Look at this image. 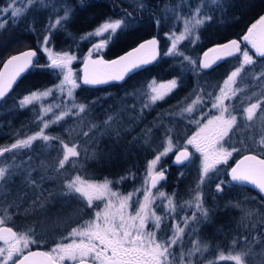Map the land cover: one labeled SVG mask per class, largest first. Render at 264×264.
<instances>
[{"label":"trees","instance_id":"trees-1","mask_svg":"<svg viewBox=\"0 0 264 264\" xmlns=\"http://www.w3.org/2000/svg\"><path fill=\"white\" fill-rule=\"evenodd\" d=\"M180 1L182 0H143L140 6L133 7L123 0H83L82 7L92 4L93 10L103 9V14L85 28L71 26L67 21V30L72 36H68L59 25L51 32L47 30V26L53 22L54 18L61 15L60 12L41 16L42 19L37 24H34L33 19L29 16L22 18L23 22L20 21L21 23H17L21 17L15 21L10 16L5 18L7 22L3 28H0V65L7 56L29 48L37 51V63L44 65L47 62L46 56L37 46V42L44 34L48 33L53 50L70 53L75 51L78 57L75 62L77 68L86 46V42L80 39L83 32L92 29L106 18H123L125 12L131 13L136 18L133 30L121 33L116 42L123 39L125 41L123 46H120L115 52H109L111 46L107 47L102 52L104 57L116 55L152 35H156L161 43L160 59L143 70L132 73L123 82L110 83L101 87H88L80 84L79 88L73 89L71 96L68 95L69 90L67 89L57 90L48 96L41 95L30 105L21 108L19 102L23 99V95L47 90L61 82V75L57 78L46 70L33 68L23 74L22 78L0 100V147L23 139L39 130H43V133L50 137L48 141L37 139L27 149L13 150V152L0 156V167L12 168L18 165L23 169V171L17 170L9 180L1 181V184L2 188L9 193L11 191L15 193V198L7 210L16 220L5 221L19 232L34 233L36 243L31 244L30 248L51 250L59 242V238L68 235L72 229L79 228L85 221L92 219L91 210L97 204L87 207L85 200L79 198L77 194H60L66 192V183L72 176L79 174L89 180L110 181L109 186L114 188L118 194H124L133 187H141V182L136 176L145 169L147 159L163 148L167 136L175 138L178 141V147H182L185 143L184 140L198 127L197 125L203 123L210 113L219 111L212 107L218 89L229 72L240 66L242 52L245 48L252 56L253 64L245 65L241 70L235 88L226 92L227 98H222L223 107L227 109V112L229 109L232 110V107L233 109L237 108L234 114H237V123H239L243 119L240 115L244 113V108L241 106L243 104L234 102L235 107L233 101L240 99L244 101L247 97L253 99L263 95L260 108L264 105V57L256 55L246 42L241 44L240 53L218 62L211 69L199 72V74L192 72L188 60L184 59V57H188L197 60L200 52L217 43L232 39L242 41L241 37L248 24L264 12V0H227L223 7H213L214 10L210 12L212 19L209 26L198 30L197 37L201 39L208 32H213L218 35L219 39L205 43L196 42L194 50L189 48V42L185 40L176 46L177 49L172 55L165 56L164 37L160 27L156 26L154 21L159 18L161 9L170 8ZM10 2V0H0V7H4ZM71 2L74 5H81L78 0H71ZM86 20L87 17H81V21ZM29 23L31 25H28ZM176 27L174 25V29ZM168 78L176 79L178 88L164 100L152 104L149 99V84ZM77 84H79L78 81ZM260 86H263V90L256 91ZM196 94L202 97L199 103L194 106V109L199 107V111L188 113L185 111L186 106L179 101L184 98L183 101H187L191 97L193 99L192 95ZM80 105H85L84 111H80ZM58 117L59 119H57ZM109 117L112 119L109 120ZM195 121L200 123L197 124ZM75 122H78L80 126H74ZM45 124L49 126L45 128ZM111 138H114L115 142H112ZM96 140H99L98 147L103 149L102 155L106 159L99 162L101 170L98 173V178H94L93 174L89 176L81 167H69V163L72 162L71 158L65 162L62 168L59 166L63 142L77 144L79 155L76 159L78 161L83 157L81 148L94 147L93 142ZM145 140L148 141L147 144L144 143ZM85 142L89 143L85 144ZM255 143L238 144L241 151L233 153L228 163L218 166L216 172L206 176L203 183L200 180L198 152L194 148L189 146L192 156L186 165L173 164L166 157L159 163V166L167 169L166 179L153 189L156 202L154 201L152 206L164 207L169 203L168 198L172 193L176 197L181 195L186 198L191 197L194 191L196 194L199 185V190L203 193L205 207L211 210L208 224H205L204 227L212 226V221L214 224L216 223V217L213 216L214 211L217 210L220 215L225 210L223 206L226 204H228L227 207L231 203L241 204V198L254 196L255 190L247 184H228L231 177L227 173L231 165L244 154L259 155L261 159H264V154H261L264 153V145ZM13 156H15V161L12 160ZM92 167L87 165L86 169ZM32 181L35 183L33 184ZM220 181H225L226 186L222 193H217L215 186ZM52 189L60 190V195L49 202L47 196L49 192L53 193ZM160 192L165 193V196L160 197ZM136 194L138 195L139 192ZM20 195L24 197L18 199ZM73 196H75L74 199ZM209 198L212 200L210 201ZM33 199H38L37 204L43 203L41 206H37L39 215L36 219L48 222L51 218L60 217L56 229L61 230L53 235L42 234L37 230V223L33 221L34 219L28 217L26 223L24 218L20 223L21 217L17 212L24 206L30 207L29 200ZM72 202L77 206L85 207V209H81L82 215L74 220L64 217L72 206ZM214 227V232L217 230L216 228L221 230V234L218 233L220 237L225 234L228 228L225 221L222 220L218 221ZM204 236H206L205 232ZM209 239L212 241L211 244L218 241L211 237ZM219 264L225 263L220 262Z\"/></svg>","mask_w":264,"mask_h":264},{"label":"snow or ice","instance_id":"snow-or-ice-1","mask_svg":"<svg viewBox=\"0 0 264 264\" xmlns=\"http://www.w3.org/2000/svg\"><path fill=\"white\" fill-rule=\"evenodd\" d=\"M17 0H12V3H8L4 7H0V28L5 26L7 22L6 17L10 16L13 21L23 16L26 13V9L14 7ZM218 0H212V3H217ZM30 5L36 4L39 8H48L52 6L51 0H29ZM79 4H83V0H78ZM64 16L56 20L55 24H49L47 30L51 32L58 25L63 28L68 36H72L67 30V21L70 20V14L74 12V7L68 4L63 5ZM143 10V9H138ZM168 9L163 10L165 17L167 16ZM200 11L199 8L196 9ZM212 17L206 19H196L194 22L189 20L185 21V31L191 34L193 29H199L206 22H210ZM136 23V18L131 13H123L122 19L106 18L101 24H99L94 31L88 32L85 36L81 37V40L91 41L92 38H100L99 43L92 44L89 49L88 59L84 61L85 74L82 79L83 85H101L110 84L114 82H123L129 75L136 71L143 70L149 65L156 63L160 59L156 46L158 41L153 38L146 42L140 43L138 47L128 51L126 54L121 55L117 59L111 61L92 60V55H99L104 49L110 47L115 43L121 33H126L133 30V25ZM154 23L159 25V20H155ZM259 31H254L258 28ZM180 39H183L181 37ZM199 37L195 42H198ZM247 42L251 44L252 48L256 50V55L264 57V15H261L256 23L252 24L248 28L247 34L243 36L242 41L231 40L230 42L222 45H216L214 48H209L204 52V59L192 60L188 57H184L191 65V71L199 74L204 70L211 69L218 62L235 56L241 52V44ZM51 43L49 35L43 36V44L45 47L42 51L47 54V62L44 65L37 63V51L28 50L19 53V55L12 56L4 65L7 75L5 78V72H0V100H2L8 90L13 87V84L18 82L22 78L23 74L30 71L33 68L37 70H46L59 78V75H63V80L54 87L47 88V90L41 94L32 92L30 96H24L19 102L21 108L30 105L33 100L39 99L40 96L51 95L54 91H63L68 88V95H72V90L79 88L81 85L76 83V76L73 73L71 64L77 59L75 55H69L67 51L62 53H53L52 49L47 47ZM176 44L173 41L171 48L164 54L165 56L172 55L175 50ZM209 53H214V57H210ZM182 55V54H181ZM243 60L240 67L235 68L234 71L224 81L225 85L229 82H234V78L237 77L245 65L253 64V58L249 55L247 48L242 52ZM91 64L93 67L102 66L110 67L112 71L105 73V78H101L99 74L93 72L89 74L88 66ZM10 69V70H9ZM183 70V69H182ZM155 83V82H153ZM151 88V103L155 104L158 101L164 100L175 89L178 88V81L171 79L166 84H159L156 87L149 86ZM221 93H224V98H227L224 89H221ZM199 102L193 101V105ZM147 107V105H145ZM212 107L215 109H221V115L212 117L208 120L207 125H204L191 137L187 138L186 143L182 147H176L172 143V139L169 138L168 146L164 147L162 152H159L153 160L148 163V179L145 180L147 187L143 190V200H134L133 197L141 189H136L134 193H129L127 196L119 195L113 192L109 187L110 181L104 183H94L91 181H84L79 176L75 179L69 180L66 183V192L60 193L61 195L78 194L79 198L86 200L87 206L93 207L94 201H102L103 208L95 211L94 219L85 221L78 229H72L69 233V242L57 243L50 253H35L28 252V255H23L24 250L28 249L30 244H35L36 240L31 236L34 233L28 235H18L13 231L12 227L0 226V241L4 243V247H0V264H34L33 257L42 255L46 258L47 264H64V261H70L71 264H171L169 257L172 256L171 248L178 243L184 233V228H178L173 233V237L168 240L157 238V232L161 229V217L157 216L152 211V205L156 197L152 194V189L166 179L165 172L167 169H162L159 172L153 174L152 169L158 164L162 158L167 157L173 152L175 148V158L172 161L176 165H186L192 156L189 152V146L195 149L196 152L201 155V183L204 182L206 176L210 173L216 172L218 166L228 163L229 158L235 152L241 151V149L233 147L230 151L223 147L225 138L229 136V132L232 130L233 125L236 124L237 117L229 114L226 118L224 112L227 109L223 107V101L220 96H217ZM259 107V104H251L250 107L245 109L246 118L251 121L255 110ZM80 111H84L85 105L79 106ZM186 112L191 113L193 106L190 105ZM59 119V117L57 118ZM112 117H109L111 120ZM215 122L214 130L211 137L202 136L201 134L208 128L209 125H213ZM199 124V121H195ZM49 125L45 124L47 128ZM150 131V130H149ZM170 131V130H169ZM117 135L119 133L117 132ZM41 139L48 141L49 136L43 135V130L34 136H29L24 140H17L16 143L11 144L9 148L0 149V156L5 153L13 152V150L27 149L33 141ZM148 143L147 140L144 142ZM264 154V153H261ZM78 155L73 148H68L65 145V153L62 160L59 161V166L62 168L69 157H75ZM15 161V156L12 157ZM17 170L23 171L18 165L12 168L0 167V181L6 182L15 174ZM231 180L227 183H235L238 185L250 184L258 188L261 192H264V159H261L259 155H244L238 160L234 167H231L227 173ZM150 179V184L148 180ZM34 184L35 182L32 181ZM226 186L225 181H220L216 184L217 193H222ZM174 195V194H173ZM160 197H164L165 193L160 192ZM168 206H172V198H168ZM188 204H194L195 211L189 217H185L182 223L189 227L191 225L198 226L200 223L209 221L211 210L205 208L203 193L197 186L196 194L192 200L186 202ZM138 204L135 208L134 214L128 210ZM98 207V206H97ZM153 221L156 231H147L146 225L149 221ZM4 220L0 219V225H3ZM191 232H196V227L191 228ZM207 250V245L201 242H193L192 249L189 250L187 255L192 257L197 253H203ZM249 250H242L235 255L229 254L224 256L220 254V260L234 261L235 264H245V257L248 255ZM183 253L181 256L183 257ZM174 259V258H173ZM199 264V262H198ZM209 264H215L214 261H209Z\"/></svg>","mask_w":264,"mask_h":264},{"label":"rangeland","instance_id":"rangeland-1","mask_svg":"<svg viewBox=\"0 0 264 264\" xmlns=\"http://www.w3.org/2000/svg\"><path fill=\"white\" fill-rule=\"evenodd\" d=\"M10 1H11L10 3H12V0H10ZM123 1H126L127 3L131 4L133 7L140 6L143 2V0H123ZM226 2H227V0H218L217 3H212V0H182L180 2H176V4H174L170 8L166 7V8L161 9L159 12L160 16L158 18L159 25H157L156 23L155 24H156V26L160 27L161 33L163 34L165 51L167 52V50L172 47L173 41H175L176 46H178L179 44H181L185 40L189 42V45H188L189 48L194 50L196 48V46H195L196 42L194 43L193 41H195V38H197V31L201 30L205 27H208L209 22H206L199 29H193L191 34H188L185 31V21L191 20L194 22L196 19H206L207 17L210 16V14H211L210 12H212L214 10L213 7L214 8L217 6L223 7V5ZM51 3H52V6H50L48 8L41 9L36 4L30 5L29 0H17V2L14 4V7H19V8H23V9L27 10L26 13L23 16H21L20 20L17 23L23 22V21H21V19L26 17V16H29L33 19L34 24H37L41 21V19H42L41 16L46 15L47 13L57 14L58 12H60L61 15H58V17L56 16L54 18L53 22L50 23V24H55L56 20L59 19L60 17L64 16V14H65L64 10H63V5L65 3L74 7V12H72L70 14L71 19L68 21L71 26L85 28L86 26H88V24L90 22L99 18V16L103 14V12H102L103 9L93 10V8L91 7L92 4H88L87 7H82V5L72 4L71 0H51ZM197 8L200 9L199 12L196 11ZM164 9L169 10L167 12L166 17L163 14ZM83 16L87 17L86 21H81V17H83ZM112 19H122V18H112ZM0 22H3V21H0ZM102 22L103 21L96 24L92 29H90L86 32H83V34L80 36V38L85 36L88 32L94 31L95 28L99 24H101ZM28 25H31V23H29ZM174 25L177 26L175 29H174ZM44 35H48V33H46ZM181 37H183V39H180ZM218 39H219L218 35L214 34L213 32H208L203 38L199 39L198 42L205 43V42H208L210 40H218ZM85 42H86V46L83 49V53H82L83 57L80 60V62H82V60L88 56L89 49L92 47V44L100 42V38L94 37V38H92L91 41H85ZM124 43H125V41L123 39L113 43L111 45V47L109 48V52H115L116 50L119 49L120 46H123ZM37 46H39V49L41 50V52H43L42 48L45 47V45L43 44V37H41L38 40ZM47 47L51 48L53 53L64 52V51L53 50L52 44H48ZM176 49H177V47H175V50ZM102 52L99 54V56L103 55ZM68 53H69V55H75L77 57V55L75 54V51H73L71 53L68 52ZM44 55L47 56L46 53H44ZM201 55H202V52L199 53L197 60H201ZM77 59H78V57H77ZM76 60H74L72 62L71 68H72L73 73L75 74L76 79H77V74L79 71L80 63L78 65V67L76 68L75 67ZM242 60H243V57L241 59V62H242ZM238 67H240V66H238ZM234 70H232V71H234ZM231 72H229V74L227 75L225 80H227V78L231 74ZM239 78L240 77L238 75L237 77L234 78V82H229L228 85H225V83H224L225 80H224L222 86L218 89V94H216V97L220 96L221 98H224L223 97L224 93H221V89H224L225 93L230 91L231 89L233 90L235 88V83L238 82ZM171 79H173V78H168L165 80L157 81L155 83L149 84V86L151 85L152 87H156L159 84H166L167 81H169ZM62 80H63V75L61 74V81ZM76 83H77V81H76ZM65 89L69 90L68 88H65ZM261 90H263V86L262 87L260 86V88L258 87V89L256 91H261ZM45 91L46 90H43L41 92H37V94L39 95ZM31 93L32 92H30L29 94L23 95L22 98H24V96H30ZM202 93L205 94L204 92H202ZM151 94H152L151 88L149 87V95H150L149 99L150 100H151ZM192 96H193V99L191 97L189 100L187 99V101H183V100H185V98H184L183 100H180L179 102H182V104L185 105L186 108H188L190 105H192L193 111L198 112L199 107L194 109L195 105H193V101H197L198 97H199V101H200V99L202 97L198 96L197 94L192 95ZM262 97H263V95H261V96L259 95V97H255L253 99H251V98L249 99L247 97L244 99V101H242L240 99V100L232 102L233 104H235L234 102H238L239 104L242 103L243 105H241V106L244 108L243 109L244 113L240 114L241 118H243L241 120V122L237 123V121H236V124L233 125L232 130L229 132V136L225 138V141L223 142V147L225 149H227L229 151L233 147L240 149L241 147H238L237 145L241 144V143H254V142H256L255 144H263L264 145V105H262V107L260 108V106H261L260 103H261ZM187 98H188V96H187ZM198 103L199 102H197V104ZM256 103L259 104V107L255 110L254 115H253V119L251 121H249L246 118L245 109L250 107L251 104H256ZM235 107H236V104H235ZM206 111H208V110H206ZM236 111H237V108L233 109V107H232V110L229 109L228 112H224L223 114L227 118L229 114L235 115L234 113H236ZM219 115H221V109H219L218 112L210 113V115L206 119H204L203 123L197 125L198 127H196L195 130L187 138L191 137L194 133L199 131V129L202 128L204 125H207L209 119H211L212 117H215V116H219ZM235 116L237 117V114ZM237 120H238V118H237ZM74 126L79 127L80 125L78 124V122H75ZM214 126H215V122L213 125H209L208 128H206L205 131L201 135L211 137L212 132L214 130ZM39 132H41V130H39L38 132H33L30 135H28L27 137H25L23 139H18V140L27 139L29 136H34ZM43 135H46V134L43 133ZM187 138L184 140L185 143H186ZM171 139H172L173 145L178 147V145H177L178 141L175 140V138H171ZM168 140H169V136H167L166 140H164L163 148L161 150H159V152H162L164 150V147L168 146ZM16 141L17 140L12 142L11 144L16 143ZM111 141L115 142V139L111 138ZM88 143L89 142H85V144H88ZM98 143H99V140H96L93 142V144H95L94 147H91V146L82 147L81 152H82L83 157L79 158L78 161L76 158L78 157L79 154L75 157L70 156L69 158H71L72 162L69 163L70 164L69 167H71V166L81 167L88 173L89 176L91 174H93V175H95L94 178H98V173L101 170V164H99V162H103L106 160L105 157L102 155L103 149H101V147H98ZM11 144L6 145V146H1L0 149L9 148L11 146ZM65 145H67L68 148H73L76 152L79 151V148H78L76 143H65V142H63L61 145L62 146V157L60 158V160H62L64 157ZM159 152L147 159L146 164H145V169L137 175L138 177L136 176V178L139 179V181L141 182V187L137 186V187L130 188L131 190L126 191L124 194L122 193L119 195L127 196L129 193H134L136 191V189H141L139 194L138 195L135 194L133 199L139 200V201L143 200V198H144L143 197V190L147 187V185L145 184V180L148 179V167L147 166H148V163L151 160H153L156 155L159 154ZM169 155H170V157H169ZM169 155L167 157L170 161H172V159L175 155V148H174L173 152L170 153ZM165 158L166 157L162 158V160H164ZM198 158H199V164H200V170H201V159L202 158H201L200 153H198ZM161 161H159L158 164L152 169L153 174L164 169V167L159 166V163ZM234 163L231 165V167L234 165ZM87 165L93 166L91 169L87 168L90 171H88L86 169ZM2 167L7 168L8 166H2ZM21 167H23V166H21ZM42 168L45 169V167H42ZM77 176H79L84 181H91V182L98 183V184L105 182V180L85 179L83 175H79V174L72 176L70 180L75 179ZM165 176H166V174H165ZM162 182L163 181H161L160 183H162ZM109 187L111 188V190L113 192H116V190H114V188H112L111 186H109ZM153 189L151 190L152 194H153ZM51 191L53 193L49 192V194L47 196L48 197L47 200L49 202H51L54 197H57L60 195L59 194L60 190H58V189L57 190L52 189ZM173 194L174 193L169 195V197L172 198V206L171 207H166V206H168V204L164 205V207H162V206L161 207H157V206L153 207L152 206V211L157 216H160L161 221H162L161 229H160V231L157 232L158 240L163 239L166 241V240L172 238V233L174 231H176V229H178V228H184L185 229L181 238L178 240V243L176 245H173L171 248L172 256L169 257L171 264H198V262H199V264H209V261H214L215 264H219L220 262L225 263V264H235L234 261L220 260L219 259L220 254L223 253L224 256H228L229 254L235 255L238 252H241L242 250H246V249L249 250V252H248V255L245 257V264H264V218L262 216L256 217V212H255L254 208L246 207L243 204V203H245L246 198H241V204L231 203V205L228 207H227L228 204L223 206L224 209H226V207L227 208H235L238 211L237 217L235 216L231 222L232 224H234L233 229H232V233H231L232 235H231V237H228L229 239H227V237L220 238V234H221L220 231L221 230L219 228H216L217 229L216 233L217 234L220 233V234H218V241H216L215 244L214 243L211 244L212 241L209 239V237H211L210 236L211 226L206 227L207 226L206 225L204 227L205 224H208V221L200 223L198 226L191 225L189 227H186L182 223L183 218L191 216L193 211H195L194 204L186 203V202L192 200V198L195 194V191H194L193 195H191V197H188V198H186L184 195L176 197L175 194L174 195ZM153 196H155V195H153ZM21 197H24V196L20 195L18 197V199H22ZM14 198H15L14 191H11V193H9L7 190L3 189L1 181H0V219L4 220L3 225H8L9 227H12V226L10 224H8L6 221H11L12 219L16 220L15 218H12L11 213L7 210V208H9L10 204L13 202ZM74 198H75V196H73V199ZM66 200H68V197H66ZM209 200L211 201L212 199L209 198ZM85 202H86V200H85ZM155 202H153V203H155ZM29 203L31 205L30 207L24 206L23 209L19 208L20 210L17 212L18 215L21 217L20 218L21 220H19L20 223L23 221V218H24V222L26 223L28 220L26 218L28 217L30 219L31 218L34 219L33 221L37 223V226H36L37 230H39V232H41L42 234L44 233V234L53 235L56 232H58L59 230H61V229H56L57 226L59 225L57 223L60 222V217L59 218L55 217L53 219L51 218V220L49 219L48 222L38 220V219H36V218H38V215H39V210H38L39 207H37V206H41L43 203L41 202V204H37L38 199H33L32 201L29 200ZM72 203H73L72 206L68 209L67 215H64V217H66V218L69 217V218H72V220H74V218L82 215L81 209L82 208L85 209V207L84 206H77V204L74 202H72ZM94 204H97V205H95L93 207V210H91V213H92L91 215H93L92 219L95 218L94 217L95 211H98V210L103 208V202L102 201H94ZM138 206H139L138 204H133V206L131 208H129L128 211L130 213L134 214L135 208H137ZM204 206H205V203H204ZM87 207H89V206H87ZM246 219H249L251 224H252V221L254 219L255 220H254V223L250 227L247 226V228H246L247 231L244 232V227H245L244 222H246L245 221ZM153 224H154V222L150 220L149 224L146 225V230L147 231H156ZM192 227H196L195 233L191 232ZM14 230L18 235H20V234L28 235L29 234V232H23V231L19 232L16 229H14ZM204 232H205L206 236H204ZM34 236L35 235H32L31 238L36 240V238ZM68 236H69V234L59 238L58 243L69 242V240L67 239ZM0 242H1L0 247H4L5 246L4 243L2 241H0ZM193 242H201L202 244H206L207 250L204 251L202 254L197 253L196 255L189 257L187 255V253L189 252L190 249H192ZM217 244H219V245H217ZM30 246H31V244L29 245L28 249L30 248ZM55 246H56V244L52 247V249ZM52 249L47 250V251L50 253L52 251ZM182 253L184 254L183 257L181 256Z\"/></svg>","mask_w":264,"mask_h":264},{"label":"water","instance_id":"water-1","mask_svg":"<svg viewBox=\"0 0 264 264\" xmlns=\"http://www.w3.org/2000/svg\"><path fill=\"white\" fill-rule=\"evenodd\" d=\"M261 15H264V12H262V13H261V14H260V15H259L254 21H252V22L248 25L245 34H247V32H248V28H250V27L252 26V24L256 23V21L259 19V17H260ZM254 31H259V26H258V28H257L256 30H254ZM153 38H155V39L158 41V44H157V46H156V49H157L158 53L160 54V50H161L160 41H159L158 37L154 35V36H150V37H147V38H145V39H142L141 41L137 42V43L134 44L133 46H131V47L125 49L124 51H122V52H120V53H118V54H116V55H114V56H112V57H109V58H101L99 55H92V56H91V59H92V60H103V61H111V60L117 59V58L120 57L121 55H124V54H126L128 51H130V50H132V49L138 47V45H139L140 43L146 42V41L151 40V39H153ZM229 42H230V41H229ZM226 43H228V42H225V43H222V44H226ZM222 44H218V45H222ZM248 44H249V43H248ZM249 45H250V47L252 48L251 44H249ZM215 46H216V45H215ZM215 46H212V47H210V48H214ZM208 49H209V48H208ZM208 49H207L206 51H208ZM28 50H34V49L29 48V49H25V50H22V51L15 52V53H13V54L7 56V57L3 60V62H2L1 65H0V72H5V78H6L7 71H8V70H5V68H4L5 63H6V62H7L12 56H14V55H19V53L24 52V51H28ZM252 50H253L254 52H256V50H255L254 48H252ZM206 51H205V52H206ZM203 54H204V53H203ZM209 55H210V57H214V56H215L214 53H209ZM86 59H88V56L85 57V58L83 59V61L81 62V65H80V67H79V76H78V80H79V82H80L81 84H82V79H83L84 74H85V64H84V61H85ZM202 59H204V55H202ZM9 70H10V69H9ZM110 71H112V69H111L110 67H102V66H96V67H93L91 64H89V66H88V72H89V74H92L93 72H95V73L99 74L101 78H105L104 74H105V73H108V72H110ZM114 83H117V82H114ZM14 84H15V83H14ZM14 84H13V85H14ZM104 85H106V84H101V85H96V86L87 85V86H91V87H100V86H104ZM9 91H10V90H8V92H9ZM8 92H7V93H8ZM7 93H6V94H7ZM247 155H248V154H247ZM243 156H244V155H243ZM243 156H241L238 160H240ZM174 158H175V155H174L172 161L174 160ZM238 160H237V161H238ZM237 161H236V162H237ZM236 162L234 163V165H233L232 167L235 166ZM150 183H151V182H150V179H149V180H148V184H150ZM249 185H250V184H249ZM251 186L254 187L255 189H257V191H258L262 196H264V192H261L258 188H256V187L253 186V185H251ZM0 226H3V227H9V226H7V225H0ZM13 231H14V230H13ZM14 232H15V231H14ZM29 251H31V252H35V253H48L46 250H44V249H42V248H31V249H28L27 251H25V252L23 253V255H25V256L28 255V252H29ZM32 259H33L34 262H35L36 260H40L42 264H47L46 258H45L44 256H42V255H38V256H36V257H33Z\"/></svg>","mask_w":264,"mask_h":264},{"label":"flooded vegetation","instance_id":"flooded-vegetation-1","mask_svg":"<svg viewBox=\"0 0 264 264\" xmlns=\"http://www.w3.org/2000/svg\"><path fill=\"white\" fill-rule=\"evenodd\" d=\"M253 195L254 196H250V197L247 196L246 197V201L243 204L246 207H252V208H254V210L256 212V217L257 216L258 217L259 216H262L264 218V197L261 194H259L256 190L253 193ZM213 213H214L213 216L216 217V223L218 221H221L222 220V221H225L226 226L228 227L227 230H226V232H225V234H222V237H220V238L227 237V239H229L228 237H231V235H232L231 233H232V229H233V225H234L231 222H232V220L234 219L235 216L237 217L238 211L235 208H226L225 210L222 211V213H220V215L218 214L219 212L217 210L214 211ZM254 220L252 221V224L254 223ZM245 221L246 222H244V226H245L244 227V232L247 231L246 230L247 226L250 227L252 225L249 219H246ZM211 224H212V226H211V228H212V230H211L212 234L210 233L211 238L217 240L218 239V234L217 233L215 234L216 230H215V232L213 230V228L215 229V227H214L215 224H214L213 221H212ZM10 263L11 262H9V264ZM34 264H42V263H41L40 260H36L34 262ZM64 264H71V262L66 260V261H64Z\"/></svg>","mask_w":264,"mask_h":264}]
</instances>
